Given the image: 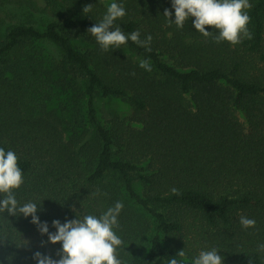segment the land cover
Wrapping results in <instances>:
<instances>
[{"label": "trees", "instance_id": "1", "mask_svg": "<svg viewBox=\"0 0 264 264\" xmlns=\"http://www.w3.org/2000/svg\"><path fill=\"white\" fill-rule=\"evenodd\" d=\"M43 2L0 0V147L18 156L17 199L41 202L49 231L53 219L122 201L124 264H166L184 248L190 264L210 247L224 264H264V0H248L251 38L237 44L217 42L209 26L203 36L192 18L169 23L170 0H117L126 14L114 25L152 39L107 51L87 30L111 0ZM34 10L50 14L39 23ZM71 89L77 99L61 109L56 98ZM97 97L131 112L102 121ZM241 215L255 226L242 228ZM42 241L30 218L0 214V259L58 258L59 243Z\"/></svg>", "mask_w": 264, "mask_h": 264}, {"label": "clouds", "instance_id": "2", "mask_svg": "<svg viewBox=\"0 0 264 264\" xmlns=\"http://www.w3.org/2000/svg\"><path fill=\"white\" fill-rule=\"evenodd\" d=\"M171 9H164L163 16L168 22L177 27H183L186 20L192 18V27L205 37L213 32L205 26L215 29L214 39L217 42L226 41L237 44L242 37L251 38L247 24L249 15L246 9L248 0H170ZM91 5H86L83 12H87ZM125 8L117 0L107 4L102 18L93 24L87 33H90L99 47L107 51L110 47L119 48L127 41L135 42L138 46L146 47L151 42V35L140 39L139 30L125 33L114 22L125 15ZM174 15V19L169 17ZM147 50V48H146ZM139 67L146 71L151 70L147 59H139ZM17 154L9 149L0 147V214L22 216L30 218L41 235L47 236L49 243H59L58 258L36 251L32 255L34 264H124L116 252L123 245V240L116 234L118 217L124 207L122 201H115L99 215L84 214L82 217L75 214L74 219H65L62 223L58 219L51 221L54 231H49L47 221L39 219L38 206L41 202L27 199L23 202L16 197L15 190L24 183L21 168L18 166ZM175 191V189H172ZM239 224L248 229L255 226L256 221L248 216L241 215ZM257 251L264 253V243L257 245ZM216 247L201 248L191 257L190 264H224V257L219 255ZM185 248L176 256L168 257L166 264H184ZM0 264H11V257L0 259Z\"/></svg>", "mask_w": 264, "mask_h": 264}, {"label": "rangeland", "instance_id": "3", "mask_svg": "<svg viewBox=\"0 0 264 264\" xmlns=\"http://www.w3.org/2000/svg\"><path fill=\"white\" fill-rule=\"evenodd\" d=\"M35 1L39 4V6L43 7V5H44L43 0H35ZM15 7H23V6H15ZM21 10H23V9H21ZM17 11H20V10H17ZM32 12H33L32 19L39 21V23H42L44 21V19L50 14L49 11H45V10H42L41 12L34 10ZM25 15L26 14H23L24 18H25ZM3 17H4L3 14L0 12V18H3ZM7 20L8 19H6V20L4 19V21H7ZM77 95H78V92L74 89H71L67 92H63V93H61L60 96H58L56 98L55 104L59 105L61 109L63 106L68 105L70 101L72 102V105H73V102L76 101V99H77ZM81 104H82V101H81ZM96 108L98 111V115L102 119V121H106L108 119H111L115 115H118L120 117H125V116H128L131 112L129 105L126 104L125 102L121 101V100H118V99H107V98L97 97L96 98ZM61 111L62 110H60V112ZM139 234L140 233L137 229V231L134 232V235L132 236L135 238L134 243L139 242ZM131 243H132V241H129V243L126 247H128ZM122 247H124V246H122ZM122 247H119V248H122ZM126 247L123 249L125 250V252L130 254L134 247H131V248H126ZM116 254H117V256H119V254L122 255L120 252H116Z\"/></svg>", "mask_w": 264, "mask_h": 264}]
</instances>
